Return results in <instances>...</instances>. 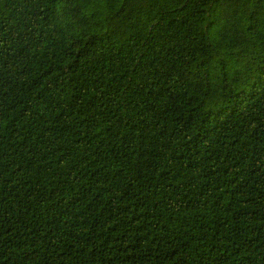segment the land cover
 <instances>
[{
  "label": "trees",
  "instance_id": "trees-1",
  "mask_svg": "<svg viewBox=\"0 0 264 264\" xmlns=\"http://www.w3.org/2000/svg\"><path fill=\"white\" fill-rule=\"evenodd\" d=\"M0 264H264V0H0Z\"/></svg>",
  "mask_w": 264,
  "mask_h": 264
}]
</instances>
